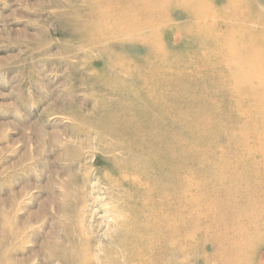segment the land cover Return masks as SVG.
Instances as JSON below:
<instances>
[{"label":"rangeland","instance_id":"1","mask_svg":"<svg viewBox=\"0 0 264 264\" xmlns=\"http://www.w3.org/2000/svg\"><path fill=\"white\" fill-rule=\"evenodd\" d=\"M223 4L213 0V12ZM123 6L132 7V0H0V264H68L70 252L83 245L80 224L92 247L112 228L108 211L124 196L110 189L104 175L114 178L117 164L129 158L125 151L111 150L118 141L106 127L121 122L125 128L127 119L146 123L138 113L113 116L140 93L136 74L141 71L130 64L147 69L146 59H140L143 51L132 54L126 45L132 37L112 35L115 14ZM179 13L167 10L169 25L163 22L153 29L146 26L145 12L134 17L141 25L137 37L176 30L165 38L176 52L174 72L176 77L183 74L185 84L176 90L187 92V105L165 99L157 116L160 126L169 110L179 109L175 126V119L184 120L185 109L205 108L218 117L229 102L218 105L216 100H228L224 91L206 86L209 73L218 67L222 73L220 59L200 54L205 44L213 50L208 38L179 33L190 22V16ZM224 124L231 125L229 120ZM127 132L135 130L128 127ZM201 135L203 142L222 144L205 129ZM132 140L145 143L144 136ZM214 155L199 144L187 155L168 157L180 166L187 156L191 173ZM191 176L203 181L193 172ZM216 209L210 204L208 210ZM100 222L104 225L98 226ZM211 241L194 234L185 255L172 247L159 256L166 264H222L210 257ZM249 257L253 264H264V247L251 249Z\"/></svg>","mask_w":264,"mask_h":264},{"label":"bare ground","instance_id":"2","mask_svg":"<svg viewBox=\"0 0 264 264\" xmlns=\"http://www.w3.org/2000/svg\"><path fill=\"white\" fill-rule=\"evenodd\" d=\"M211 3L213 0H132V7L123 6L115 14L112 35L132 37L126 45L132 54L144 52L140 59H146L147 69L130 64L141 71L136 81L143 97L134 94L132 103L116 108L113 116L138 113L146 123L127 119L125 128L120 121L106 127L118 141L111 150L128 154V161H118L114 178L107 172L104 175L110 189L120 191L124 198L108 211L112 228H104L103 240L93 247L80 224L83 245L70 252L66 263L166 264L159 254L176 247L185 255L194 234L212 239L210 257L222 264H253L250 250L264 247V0H224L216 13ZM203 5L209 11L199 12ZM173 9L190 16L179 33L208 38L213 50L205 44L200 54L220 59L222 73L219 67L209 73L206 86L224 91L228 100H216L218 105L229 102L218 117L205 108L185 109L184 120L175 119V126L173 116L180 115L179 109L169 110L166 123L160 126L157 116L162 114L165 99L184 108L187 105V92L176 90V85H185L183 74L176 77L174 72L176 52L165 38L174 36L176 30L171 27L161 35L151 32L137 37L141 25L134 17L145 12L146 26L153 29L163 22L169 25L167 10ZM212 80L216 83L211 84ZM225 120L231 125L224 124ZM128 127L135 133H128ZM203 129L222 144L215 147L203 142ZM130 135L134 140L144 136L145 143L136 144ZM199 144L215 155L206 160L208 166L195 165V179L203 178L197 183L187 169L192 160L186 156L179 166L168 154L187 155ZM134 156L138 159L133 160ZM210 204L217 209L208 210Z\"/></svg>","mask_w":264,"mask_h":264}]
</instances>
